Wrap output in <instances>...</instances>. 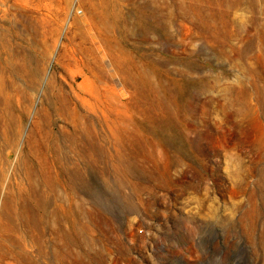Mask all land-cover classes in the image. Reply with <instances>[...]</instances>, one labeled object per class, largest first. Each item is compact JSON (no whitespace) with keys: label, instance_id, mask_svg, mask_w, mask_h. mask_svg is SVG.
<instances>
[{"label":"rangeland","instance_id":"374dc122","mask_svg":"<svg viewBox=\"0 0 264 264\" xmlns=\"http://www.w3.org/2000/svg\"><path fill=\"white\" fill-rule=\"evenodd\" d=\"M14 32L49 50L55 92L78 93L86 62L100 103L98 119L53 113L44 131L73 173L39 211L42 235L3 191L0 264H264V0H0V34Z\"/></svg>","mask_w":264,"mask_h":264},{"label":"bare ground","instance_id":"6f19581e","mask_svg":"<svg viewBox=\"0 0 264 264\" xmlns=\"http://www.w3.org/2000/svg\"><path fill=\"white\" fill-rule=\"evenodd\" d=\"M30 8L26 2H23L20 7L23 11L20 12L24 14L26 11L32 12ZM22 38L18 32L10 35L0 34V202L3 191L8 190V195L3 199V205L10 212V219L29 226L30 234L35 238L42 235L38 230L41 222L45 219L43 215L39 214V211L51 207L53 202L60 198L57 194L53 197L50 196V192L54 193L59 186H64L62 173L66 174V177L73 173L70 168L69 155L58 148L54 151V145H50L46 139L48 132L44 131L51 123L53 113L60 116L65 122H69L74 129L80 126L79 119L83 117L81 110L87 107H91L94 117L98 119L100 92L95 81L92 82L84 71L86 62H81L83 67L79 70L78 75L83 79V82L79 85L78 93H74L72 90L67 91V89L66 91L59 89L60 91L55 92L53 76L48 73L49 50H46L42 56L37 55L34 46ZM85 52L84 48L80 49L81 54L86 55ZM46 78L45 105L39 114L40 121L35 122L33 131L25 143H22L24 117L33 111V96L39 91ZM75 81L76 77H73V82ZM40 132H42V138L38 139L37 135ZM70 137L74 139L73 144L76 143V147L80 151V136L73 138L71 133ZM78 151H75L76 154L79 153ZM54 152L56 156H54ZM13 153L18 154L19 161H17L20 168H18L20 170V173L17 174L18 178L14 177V180L9 178V161ZM60 208L64 213L65 206L59 205L58 209ZM54 216L57 221L60 220V213ZM24 246L26 247V245ZM19 256L29 261L26 253H20Z\"/></svg>","mask_w":264,"mask_h":264}]
</instances>
